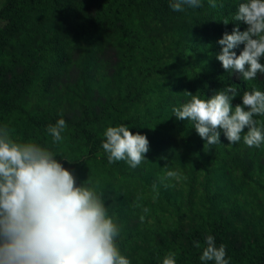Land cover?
Listing matches in <instances>:
<instances>
[{
    "label": "trees",
    "instance_id": "1",
    "mask_svg": "<svg viewBox=\"0 0 264 264\" xmlns=\"http://www.w3.org/2000/svg\"><path fill=\"white\" fill-rule=\"evenodd\" d=\"M170 2L4 0L0 126L59 154L77 183L97 186L130 264H162L169 251L177 264H214L199 258L207 235L229 264H264V144H229L221 130L209 146L172 111L190 101L186 91L206 99L231 85L233 106L244 91L264 92V73L245 81L216 59L225 32L246 30L233 20L240 0L215 8L202 0L183 12ZM58 119L64 139L53 143L47 128ZM255 119L264 128V117ZM121 124L149 141L135 168L109 163L102 148L106 128ZM167 170L186 179L162 180Z\"/></svg>",
    "mask_w": 264,
    "mask_h": 264
},
{
    "label": "clouds",
    "instance_id": "2",
    "mask_svg": "<svg viewBox=\"0 0 264 264\" xmlns=\"http://www.w3.org/2000/svg\"><path fill=\"white\" fill-rule=\"evenodd\" d=\"M208 2L217 6L216 0ZM201 4L202 0H171L170 7L183 12L185 6ZM233 20L246 24V30L234 27L225 32L217 41L221 49L216 59L225 71L234 70L251 81L258 72L264 73V0H240ZM241 44L237 54L234 50ZM238 92L228 85L202 99L186 91L190 101L172 111L177 119L191 121L209 146L220 143L222 130L229 144L243 139L247 146L259 147L264 144V128L255 117H264V92L244 91L242 103L233 106L231 100ZM65 129L64 119L48 126L53 143L64 139ZM104 137L102 148L109 163L124 160L135 168L146 159L147 137L126 125L107 127ZM57 155L39 143L14 139L12 129L0 126V264H130L117 242L121 228L108 214L102 193L88 178L77 183ZM165 179L186 177L178 170H167ZM225 257V246H217L215 238L207 235L200 260L229 264ZM162 264H177L176 253L169 251Z\"/></svg>",
    "mask_w": 264,
    "mask_h": 264
},
{
    "label": "rangeland",
    "instance_id": "3",
    "mask_svg": "<svg viewBox=\"0 0 264 264\" xmlns=\"http://www.w3.org/2000/svg\"><path fill=\"white\" fill-rule=\"evenodd\" d=\"M3 2H4V0H0V7L2 6Z\"/></svg>",
    "mask_w": 264,
    "mask_h": 264
}]
</instances>
